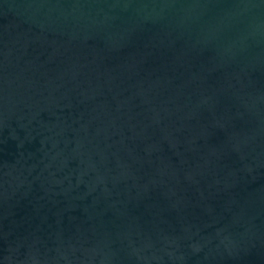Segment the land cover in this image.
<instances>
[{
	"label": "water",
	"instance_id": "1",
	"mask_svg": "<svg viewBox=\"0 0 264 264\" xmlns=\"http://www.w3.org/2000/svg\"><path fill=\"white\" fill-rule=\"evenodd\" d=\"M0 264H264V0H0Z\"/></svg>",
	"mask_w": 264,
	"mask_h": 264
}]
</instances>
